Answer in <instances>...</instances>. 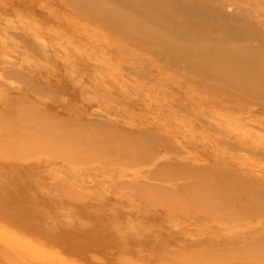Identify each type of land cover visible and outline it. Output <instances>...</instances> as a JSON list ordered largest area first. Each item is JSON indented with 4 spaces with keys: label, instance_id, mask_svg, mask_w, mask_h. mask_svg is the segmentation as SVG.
<instances>
[{
    "label": "rangeland",
    "instance_id": "obj_1",
    "mask_svg": "<svg viewBox=\"0 0 264 264\" xmlns=\"http://www.w3.org/2000/svg\"><path fill=\"white\" fill-rule=\"evenodd\" d=\"M65 2L0 0V95L25 97L5 110L0 104V122L19 133L0 136V264H264V253L248 252L264 228L187 221L213 205L197 207V200L174 188L184 181L210 186L214 191L200 195L206 201L226 194L219 189V169L209 176L196 167L225 165L237 186L248 183L244 173L264 181V98L231 84L226 94L214 93L209 87L219 81L192 76L195 69L185 62L177 67L162 60L159 44L137 47ZM94 25L104 33L94 32ZM11 37L34 42L38 51L25 55ZM123 44L142 54L134 56ZM43 57L47 61L37 64ZM173 72L185 81L168 82ZM186 87L196 92L187 94ZM43 98L51 101L41 111L35 105ZM241 107L258 111L239 114ZM55 126L61 133L50 136ZM81 128L95 135L77 134ZM148 134L162 141L150 142ZM77 141L110 150L91 153L89 171L81 170L74 167ZM128 151V159L119 155ZM131 166L148 170L145 180L123 172ZM246 207H235L236 221L245 220V211L264 217ZM218 233L219 239L208 237ZM223 246L230 249H210Z\"/></svg>",
    "mask_w": 264,
    "mask_h": 264
},
{
    "label": "bare ground",
    "instance_id": "obj_2",
    "mask_svg": "<svg viewBox=\"0 0 264 264\" xmlns=\"http://www.w3.org/2000/svg\"><path fill=\"white\" fill-rule=\"evenodd\" d=\"M65 1V3H68L69 5H71V7L72 5H74L77 8V14L86 16V18L87 15H92V20L100 21V26L105 30L107 28V31L115 33L117 38L119 36L120 38L124 39H134L137 47L143 45L146 46L145 44L148 45V43L154 45L159 44L162 47V51L159 55L161 56L160 58L162 60L167 61L174 66L177 65V67L179 66V63L185 62L195 69H191L192 71L190 72V74H193L192 76L202 74L205 80L214 79L217 82L219 81L220 86L218 82L217 87L214 85L213 88V84L211 87H209L211 88V90L213 89L212 91H214V93L222 94L225 92L226 94V84H231V87L233 85L235 89L245 92L248 95H255L264 98V0ZM104 29L101 30L100 27H95L94 25L92 30L94 32L103 34ZM2 34L3 32H1L0 30L1 42H3V40L5 41ZM9 43L14 45V47L21 49L25 53V55H29V53L33 54L38 51L35 43L31 42L30 40L11 37ZM125 48L132 49V46L123 44L122 49L125 50ZM155 51L159 52L157 50ZM132 52L134 56L142 54V51L138 50V48L132 49ZM152 53L155 54L154 52ZM39 59H35L37 64H39L40 61L43 63H45L44 61H47L44 57L43 59L45 60H42L41 58ZM69 62H73V60H70ZM41 65L44 66V64ZM139 70L137 69V72L141 76V72ZM146 71L147 70H145V72ZM69 72L72 71L69 70L68 73ZM167 80L168 82L176 80L179 83L185 81L179 78L176 72L169 73ZM186 81L188 80L186 79ZM102 85L105 86L106 84L103 83ZM205 85L204 87H206ZM35 86H37L38 92L43 89L39 85ZM186 88L187 89L184 90V92L187 94L196 92L194 89L196 87ZM83 98L92 99V96ZM46 100L48 101L49 98H43L44 102L41 104H36V108H39L40 110L42 108L44 109V106L47 103ZM17 101H25V97L21 94L0 95V104L4 105V110L6 107L8 108L9 102L17 103ZM238 109L239 114L249 113L252 110L258 111L256 107L252 109L241 107ZM97 112L99 113V111ZM70 117L71 115H67L64 118L68 119ZM19 122L20 121H17L16 123ZM60 126H64V124H61ZM10 127L13 126L7 125L1 120L0 136L3 135L5 138H7L12 134L13 137L19 135L16 130ZM66 129L67 128H65L64 130ZM81 129L77 130L76 133L83 135L86 134L87 136L95 135L92 134L89 130H86L84 128ZM50 133L51 134L48 133L50 136H52V134L54 133L58 135L59 133H61V130L57 129V127L55 126L54 129H51ZM222 135L221 137H223ZM144 137L146 140L148 139V141L156 142L158 144H160L159 140L162 141V138L156 136L155 134H148ZM131 138L135 141L137 139L140 140L142 137L133 136ZM2 139L3 138H0V140ZM130 141L131 139L127 140L126 143H130ZM76 145L79 146L80 149L79 153H77L78 155H74V167L86 171H89L90 169L87 164L91 161V153H94V151H98V154H105L110 150L109 146L101 144H89L77 141ZM112 146V152L117 154L119 152L117 151V146ZM250 146L251 145L247 144L246 147L249 148ZM12 148L15 149V147ZM144 149L147 153V148ZM16 150H18L16 153H24L27 148H17ZM171 150V152L177 153V149L172 148ZM132 154L133 152L128 151L119 155H121L125 159H128ZM236 157H239L243 161L245 160L243 156ZM233 158L229 159L232 160ZM100 164L105 167V165L100 161L98 162L97 166L100 167ZM94 167L96 166L93 165L91 169H95ZM214 167L211 168V166H209L208 168L203 169H200V167H196L194 169L204 170L205 173L209 176H211L212 173H215L214 169H219V189H225L226 194L216 196L217 200H215V198H210V200L206 201L205 198L200 197V195H203V191H214V188L210 186L207 187L205 185L201 186L199 182L189 183L184 181L177 183V185L174 187L175 189L181 191L183 190V192L186 193L187 197L185 199H192L193 201L197 200V207H201L202 204L206 203H208L209 206L213 205L211 211L209 212L203 213L201 211H195L191 216L187 217V221H190L192 223H204L211 226L215 223H223L229 230H232V228L235 227L238 228L240 226L246 227L247 225H251L254 229L257 230L263 229L264 217H259L258 219L249 217L250 213L246 211H243L244 213L242 214L243 218H245V220L247 219L246 221H236V218H234V216L237 214V209L235 207L245 208L246 206H248V204L253 207V211L256 214L264 213V181L260 179H253L251 175L244 173L245 176L242 177H244V180H246L248 183L243 186H237L234 182L235 175L232 174L233 170L230 171V169H228V167L225 165ZM147 171L148 170L144 169L143 167L138 168L135 166H131L129 167V169L127 168V170L123 172L129 177L142 181L145 180L146 175L149 174V172ZM185 199L179 198L178 200L176 198L174 202L183 203L182 201H184ZM167 200L170 201L169 197L167 198ZM170 204L173 205L172 203ZM194 209L196 208L194 207ZM220 236L221 234L218 233L208 237H212V239H219ZM224 238L228 239L227 235L224 236ZM259 240L261 242L254 243L253 249L248 252L252 251V253H264V236ZM210 249H214L213 251L215 252L217 251V249H219V251L221 252H227L228 249H230V246L212 247ZM236 250H238L239 252H237ZM236 250L235 252L237 253L245 251L242 249Z\"/></svg>",
    "mask_w": 264,
    "mask_h": 264
}]
</instances>
